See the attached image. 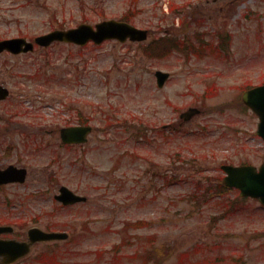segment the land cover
<instances>
[{
	"label": "rangeland",
	"instance_id": "1",
	"mask_svg": "<svg viewBox=\"0 0 264 264\" xmlns=\"http://www.w3.org/2000/svg\"><path fill=\"white\" fill-rule=\"evenodd\" d=\"M133 4L0 0L4 38L32 40L60 25L133 12L131 22L150 31L141 44H56L0 55V83L9 90L0 116L16 114L0 122V163L28 172L25 184L0 191V222L16 217L22 238L32 225L69 234L65 243L36 247L23 264H264V206L218 189L222 164L263 163L258 118L238 104L248 85L264 81V0ZM183 19L192 30H183ZM191 32L194 45L219 46L220 34L228 43L201 57L145 55L158 39ZM157 70L170 74L162 89ZM188 107L201 113L184 123L179 115ZM81 120L93 127L88 142L60 148L53 129ZM31 138L39 147L24 149ZM62 185L85 195V204L62 208L52 197ZM44 252L51 261H34Z\"/></svg>",
	"mask_w": 264,
	"mask_h": 264
},
{
	"label": "water",
	"instance_id": "2",
	"mask_svg": "<svg viewBox=\"0 0 264 264\" xmlns=\"http://www.w3.org/2000/svg\"><path fill=\"white\" fill-rule=\"evenodd\" d=\"M146 35L147 32L145 30H139L121 21L108 20L98 23L94 28L90 25H80L74 30H67L66 32L56 31L45 37L37 38L36 42L45 46L56 40L74 43L76 45H85L88 41H93L96 45H99L107 40H117L119 42L130 40L141 42L147 39ZM24 45L25 48L22 49ZM3 50H7L13 54L30 51L32 50V45L25 43L24 40L13 39L0 42V52H3ZM168 77L169 74L166 72H155L158 87H162ZM6 95L7 91L0 89V98L5 99ZM241 98L243 103L255 113L257 118H259L257 135L264 141V85L244 92ZM198 113L199 110L189 108L187 109V112L181 115V118L184 121H188L192 116L198 115ZM89 131L90 128L86 127H71L70 129L62 130L61 137L63 138V141L67 143H82L86 140L85 135ZM221 170L226 173L222 184H225L230 188L238 189L241 197L257 199L260 204L264 205V162L259 168L249 165H243L240 167L222 165ZM59 192L60 195H58L56 199L64 204H74L75 202L84 201V198L76 196L65 187H62ZM38 235L39 240L42 241L65 239L67 237L66 234H42L39 231ZM23 246L24 244L12 246V249L20 252L19 257L23 256V253L26 252V250H22L24 248Z\"/></svg>",
	"mask_w": 264,
	"mask_h": 264
},
{
	"label": "trees",
	"instance_id": "3",
	"mask_svg": "<svg viewBox=\"0 0 264 264\" xmlns=\"http://www.w3.org/2000/svg\"><path fill=\"white\" fill-rule=\"evenodd\" d=\"M187 42L184 43H175L170 42L165 44L164 42L162 43L161 41H156L153 42L149 47L144 48L145 49V55L150 57V56H156L159 59H162L163 56L168 55L174 51H178L181 53H186V55L190 56L193 55L194 57H201L203 54H206V52H212L210 50L209 46H205L203 43L199 45V48L193 47V46H188L186 47ZM163 50H167V53H163ZM166 52V51H165ZM218 189L220 192L224 189L222 186H218Z\"/></svg>",
	"mask_w": 264,
	"mask_h": 264
},
{
	"label": "flooded vegetation",
	"instance_id": "4",
	"mask_svg": "<svg viewBox=\"0 0 264 264\" xmlns=\"http://www.w3.org/2000/svg\"><path fill=\"white\" fill-rule=\"evenodd\" d=\"M178 7V9H180L179 8V6H177ZM180 13V11L177 13V14H175V18H176V20L177 21H179V16H181V14H179ZM184 20V19H183ZM185 21V20H184ZM188 23H189V19H188ZM55 29H60V28H55ZM55 29H53V30H50V31H45L44 33H42V34H39L38 36H42V35H45V34H47V33H50V32H52V31H54ZM147 31H148V34H149V30L147 29ZM16 37H19L20 38V36H16ZM2 37H0V39H1ZM22 38V37H21ZM35 38V37H34ZM34 41V39L32 40V42ZM59 42H56V43H53L50 47H53V46H56V44H58ZM49 47V48H50ZM25 54V53H24ZM24 54H22V55H24ZM2 85V83H0V86ZM3 86V85H2ZM0 122H6V120L5 119H3L2 117H0ZM2 132V130H0V133ZM2 144L4 145V142H2ZM66 146H68V148H71L72 150L73 149H75L74 147H76L75 145H71V146H69V145H66ZM5 151H7V149L5 148ZM10 162H8V163H6V162H4V163H0V169H4V168H6L7 167V165L9 164ZM9 165H11V164H9ZM15 166H17V165H15ZM17 167H23V165L21 164V165H19V166H17ZM20 185V184H19ZM18 184H8V185H0V191L2 190V189H5L6 187H9V186H19ZM15 200V199H14ZM12 214H14V215H16V213H12ZM16 221V217H14V222ZM0 225H4V224H0ZM27 230V228L26 229H24V231H23V233H26L25 231ZM17 227L15 226V227H13L12 228V230H11V233H9V234H5V233H3V234H0V242L1 241H3V240H11V239H14V240H17V241H20V242H22L23 240H25V239H27V236H26V234H23V238H22V236L21 237H19V236H17ZM45 245V243L44 244H39V243H36V244H34L33 245V248L31 249V251L34 249V248H36V247H40V246H44ZM3 255H0V264H2V260H3ZM24 260V259H23ZM23 260H20V261H18V262H15V263H13V264H23Z\"/></svg>",
	"mask_w": 264,
	"mask_h": 264
}]
</instances>
